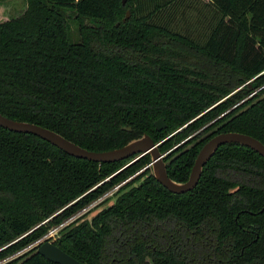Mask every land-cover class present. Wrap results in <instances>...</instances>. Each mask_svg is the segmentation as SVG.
<instances>
[{"label":"trees","instance_id":"16d2710c","mask_svg":"<svg viewBox=\"0 0 264 264\" xmlns=\"http://www.w3.org/2000/svg\"><path fill=\"white\" fill-rule=\"evenodd\" d=\"M26 4L14 18L0 4L3 115L95 151L149 134L179 182L219 133L264 143V0ZM133 160L78 158L0 126V261L30 247L1 264H58L37 252L41 239L117 185L111 204L48 239L84 264H264L259 152L221 145L185 193L154 177L150 154Z\"/></svg>","mask_w":264,"mask_h":264},{"label":"water","instance_id":"95a60500","mask_svg":"<svg viewBox=\"0 0 264 264\" xmlns=\"http://www.w3.org/2000/svg\"><path fill=\"white\" fill-rule=\"evenodd\" d=\"M122 1L123 4H126L127 2V0ZM130 16L131 11L127 10L126 16L123 20L125 21ZM0 126L15 132L37 135L72 156L100 163L120 161L130 157H134L133 161H135L146 154H150L151 162L146 168L149 167L154 177L163 186L174 193H185L194 189L200 180L204 166L214 156L218 148L225 143H240L256 150L264 157V143L261 140L241 132H222L211 137L204 144L195 159L189 179L184 182H179L171 178L167 172L165 158L169 152H162L160 150V145L164 140L161 142H155L149 134H144L141 137L132 139L119 148L95 151L82 147L47 127L28 121L12 119L2 113H0ZM155 126L158 130H162L167 127V123L163 118H159L155 121ZM37 252L45 256L48 260L58 264H84L50 240L42 241L37 248Z\"/></svg>","mask_w":264,"mask_h":264},{"label":"rangeland","instance_id":"374dc122","mask_svg":"<svg viewBox=\"0 0 264 264\" xmlns=\"http://www.w3.org/2000/svg\"><path fill=\"white\" fill-rule=\"evenodd\" d=\"M0 4L4 6L3 16H7L9 18L17 17L19 14H21L25 10L26 5H27L26 0H0ZM69 23H70V28H71V30H70L71 40L77 41L79 39L78 24L73 19H71L69 21ZM119 186L120 185H117L113 190L109 191L106 195H104L103 197H101L100 199H98L97 201H95L94 203L89 205L88 207L84 208L82 211H80L75 216L64 221L62 224H60L56 227H52L50 229V231L48 232V234L45 236V239L43 238L41 240L42 241L50 240L53 242V240L48 239V238L54 237L56 234L59 233V231L62 227H64L65 225H67L69 223H72L76 218H78L80 216H84V215L86 216L84 218H91L94 213H96L97 211H99L103 207L111 204L114 201L115 198L113 197V193H114V191H116L118 189ZM109 196L111 197L110 201H103L106 197H109ZM38 243L39 242H37L36 244H38ZM29 248L30 247L23 248V249L18 250L15 253H12L6 259L0 261V264L4 263L5 261H8V260H11V259H14V258L20 256L21 254L26 252Z\"/></svg>","mask_w":264,"mask_h":264},{"label":"flooded vegetation","instance_id":"af4514ba","mask_svg":"<svg viewBox=\"0 0 264 264\" xmlns=\"http://www.w3.org/2000/svg\"><path fill=\"white\" fill-rule=\"evenodd\" d=\"M168 155V154H167Z\"/></svg>","mask_w":264,"mask_h":264}]
</instances>
